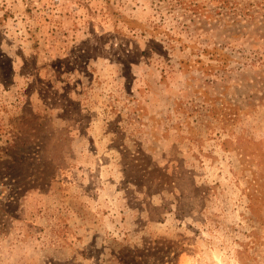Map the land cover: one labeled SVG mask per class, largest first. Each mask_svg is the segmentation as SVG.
Instances as JSON below:
<instances>
[{
  "label": "rangeland",
  "instance_id": "1",
  "mask_svg": "<svg viewBox=\"0 0 264 264\" xmlns=\"http://www.w3.org/2000/svg\"><path fill=\"white\" fill-rule=\"evenodd\" d=\"M0 264H264V0H0Z\"/></svg>",
  "mask_w": 264,
  "mask_h": 264
}]
</instances>
